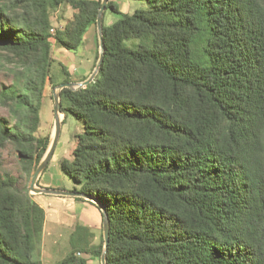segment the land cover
I'll return each mask as SVG.
<instances>
[{"label": "trees", "instance_id": "1", "mask_svg": "<svg viewBox=\"0 0 264 264\" xmlns=\"http://www.w3.org/2000/svg\"><path fill=\"white\" fill-rule=\"evenodd\" d=\"M144 1L130 12L108 0L98 73L61 90L65 119L84 130L60 168L109 215L107 264H264V0ZM101 5L0 0V61L13 77L0 143L30 176L50 144L46 86L75 81L64 64L54 73L53 45L83 49ZM63 6L72 16L52 33ZM107 10L118 16L109 24ZM33 196L0 174V264H44L34 252L46 211ZM92 236L77 224L56 264L101 258L103 234L97 246Z\"/></svg>", "mask_w": 264, "mask_h": 264}, {"label": "rangeland", "instance_id": "2", "mask_svg": "<svg viewBox=\"0 0 264 264\" xmlns=\"http://www.w3.org/2000/svg\"><path fill=\"white\" fill-rule=\"evenodd\" d=\"M145 5L146 3L144 0H126L123 2L122 7L125 8V11L129 9L130 12H133L135 9L142 8ZM67 12H70L68 16ZM71 12H73V9L70 6H63L61 9L53 11V28L57 29L59 27H63L66 24L67 19L70 18L69 16H72ZM117 18L118 16L112 13L110 10L106 11L105 22L107 24L112 23ZM88 38V41H86V48L84 47L83 49H79V51L77 52H70L64 47H61L58 44L54 43L52 50V55L54 58V73L59 74L61 65L64 64L68 68L69 73L71 74V77L74 78L75 82H81L78 79L87 68V71L93 68L94 61H96V52L100 48L97 27H93L92 31L88 35ZM9 72L10 71L8 69V64L5 62V60H1L0 93L4 87L12 83L13 77ZM53 88L54 87H51V85L46 86L44 103L41 109L42 123L40 133L49 134L50 138L54 135L55 132ZM0 118L6 119L10 123H13V116L11 115L9 108L2 104L1 99ZM83 130L84 126L81 120L76 119L73 115H68V117L65 119V114H62V128L57 146L54 151L55 157L52 156L49 160V162H51V166L47 170L48 179H50L51 185L54 188L62 187L66 190H72L75 186L79 187V184L75 182L73 178L66 175L61 170L60 164H57L58 162H56L55 159L58 155L59 160L72 157V151L74 146L76 145V138L74 137V135L77 133H82ZM5 172H9L12 175L16 176L18 178V184L20 187L30 189L32 176L28 175L25 169L22 167L21 163L18 160L17 151L9 142H6L4 144L0 143V174H3ZM30 193L32 195L37 194L31 190ZM44 196L49 197L50 195ZM42 202L45 203L44 201ZM46 206L48 211V218H46L47 221L45 222L41 239L37 243L34 257L41 259L44 264H56L58 261H52V258L57 259L56 257L64 255L67 251V248L64 246L67 243L68 230L65 231L64 224H56L55 220L57 219H53L51 212L52 209H54V212L56 213L60 211L58 209V204H56L55 202H50L49 205ZM102 234L103 231L100 230V233L97 236H102ZM98 241H101V237L98 239ZM85 257L87 259V264H101V258L95 256L96 261H94L90 253H86Z\"/></svg>", "mask_w": 264, "mask_h": 264}, {"label": "crops", "instance_id": "3", "mask_svg": "<svg viewBox=\"0 0 264 264\" xmlns=\"http://www.w3.org/2000/svg\"><path fill=\"white\" fill-rule=\"evenodd\" d=\"M116 1L120 4L121 9L125 10V8L122 6H123V2L126 0H116ZM72 13L73 12H71V14ZM69 14H70V12L69 13L67 12V16ZM69 17H71V16H69ZM92 29H93V27L91 29H89V31L86 33V35H85L86 41H88L87 40V39H89L88 35L92 31ZM85 48H86V45H85ZM68 51H70V50H68ZM94 68L93 69L91 68V70H89V71H87V69H88L87 68L78 80L81 81V79L85 78L87 75H88L87 76V78H88L90 76L91 72H93ZM53 157H55V154L53 155ZM58 157H59V155L55 159V161L58 162L57 164H59ZM50 163L51 162H49V166H48L47 170L51 166ZM47 170L40 176L39 184L42 187L54 188L51 185L50 179H48ZM57 188L65 189L62 187H57ZM44 195H50V196L48 197V196H44ZM55 195L56 194L37 193V194H34L33 197L38 203H40L44 207V209L46 211V218H48V214H47L48 211H47L46 205H49L50 202H55L59 206L58 209L60 211H58L57 213L54 212V209H52L51 213H52L53 219H57V220H55L56 224H64L65 231L68 230L67 243L64 246L67 248L66 253L62 256L56 257L57 259L52 258V261H60L62 258H64L66 256V254L71 249L70 238H71L72 233L75 231L77 224H80V225H83V226L89 228L90 232L93 234V236L90 238L92 245L97 246L100 243V241H98V239L101 236H97V235L100 233V230L103 231V215H102L101 211L99 210V208L97 206H95L94 204L90 203L87 199H78V198H76L77 196H64L63 197V195H58V196H55ZM38 197H40V198H38ZM42 201H44L45 203H43ZM85 254L86 253H82L83 257H85ZM91 257L94 259V261H96L95 256H91Z\"/></svg>", "mask_w": 264, "mask_h": 264}, {"label": "water", "instance_id": "4", "mask_svg": "<svg viewBox=\"0 0 264 264\" xmlns=\"http://www.w3.org/2000/svg\"><path fill=\"white\" fill-rule=\"evenodd\" d=\"M108 0H102V5L97 17V31H98V39H99V58L97 61V64L93 70V72L90 74L88 78L81 82H75V81H69V82H63L58 84L53 88V96H54V111H55V132L54 135L50 138V144L47 148L46 153L44 154L43 158L39 162L38 166L36 167L34 173L31 177L30 182V190L35 193H47V194H56V195H63V196H82L86 199L95 200L99 203L96 199L93 197L73 190H66V189H60V188H49V187H42L38 184V180L41 176V174L44 172L49 160L54 154L55 148L57 146L60 134H61V128H62V112L61 109V90L65 87H69L71 89H79L81 87L86 86L90 82H92L96 76V74L99 71L100 65L103 61V54H104V41H103V15L104 11L106 9ZM101 206L102 214H103V237H104V249L103 253L101 255V264H107L106 263V251L109 243V231H110V220L109 215L105 209V207L99 203Z\"/></svg>", "mask_w": 264, "mask_h": 264}, {"label": "built area", "instance_id": "5", "mask_svg": "<svg viewBox=\"0 0 264 264\" xmlns=\"http://www.w3.org/2000/svg\"><path fill=\"white\" fill-rule=\"evenodd\" d=\"M55 32V29L54 28H52V33H54ZM79 255H81V253L79 252L78 253Z\"/></svg>", "mask_w": 264, "mask_h": 264}]
</instances>
